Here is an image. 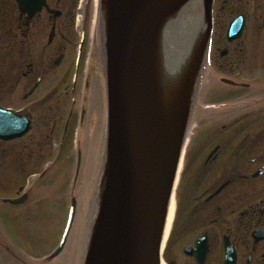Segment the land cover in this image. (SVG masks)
Listing matches in <instances>:
<instances>
[{
	"label": "flooded vegetation",
	"instance_id": "obj_1",
	"mask_svg": "<svg viewBox=\"0 0 264 264\" xmlns=\"http://www.w3.org/2000/svg\"><path fill=\"white\" fill-rule=\"evenodd\" d=\"M78 3L0 0V104L20 103L15 107L31 120L30 132L49 98L59 112L52 116L55 126L77 88L85 49L84 40L78 45L75 41ZM249 9L262 17L264 0H213V67L201 68L203 98L191 103L162 250L164 264H225L226 245L233 249L234 264H264V238L253 236L264 228V187L258 185L264 184V173L252 175L264 165V120L251 110L241 114L220 93L214 100L205 99L213 85L231 89L249 83L238 78L236 70L245 61L246 26L240 38L226 37L229 23L239 14L246 20Z\"/></svg>",
	"mask_w": 264,
	"mask_h": 264
},
{
	"label": "water",
	"instance_id": "obj_2",
	"mask_svg": "<svg viewBox=\"0 0 264 264\" xmlns=\"http://www.w3.org/2000/svg\"><path fill=\"white\" fill-rule=\"evenodd\" d=\"M211 1L203 0L208 25ZM186 0H118L109 17L106 37L108 153L112 177L108 195L100 205L93 238L85 264H158V240L173 168L181 140V123L189 97L170 91L166 138H159L157 123L150 113L143 90L152 85L151 74L158 73L153 54L158 41L157 22ZM113 8V7H112ZM243 20H234L228 30L239 36ZM147 74L144 80L145 56ZM150 81V82H149ZM155 84V83H154ZM187 92V90H185ZM29 120L0 106V139L22 135ZM164 128V127H163ZM165 129V128H164ZM262 167L257 173H263ZM24 196L9 199L18 203ZM75 211L72 199L69 218L60 244L50 255L62 249ZM264 237V229L260 232ZM225 264H234L228 247Z\"/></svg>",
	"mask_w": 264,
	"mask_h": 264
},
{
	"label": "rangeland",
	"instance_id": "obj_3",
	"mask_svg": "<svg viewBox=\"0 0 264 264\" xmlns=\"http://www.w3.org/2000/svg\"><path fill=\"white\" fill-rule=\"evenodd\" d=\"M99 2L84 0L81 6L85 11L87 34L90 35L86 44L87 54L94 45L95 16L101 11ZM258 13L251 9L247 12V24L242 37L246 48L245 61L236 68L240 72L238 78L250 80V90L232 88V95L222 97L232 99L243 96L235 105H245L251 101L244 97L259 98L264 119V54H261L264 50L261 46H264V13L262 17H258ZM77 18L76 29L81 17ZM87 76L92 81L91 85L83 90V85H80L78 96L73 98L74 104L68 107L65 114H60V121L55 126L52 116L59 112L57 106L52 105L53 98H49L47 105L38 110L35 127L29 134L13 141H0V264L84 263V253L97 207L98 182L102 173L100 167L106 145L104 76L102 73H90ZM206 97L208 100L216 99L211 94ZM12 104L20 105L16 102ZM64 106L67 108V102ZM61 125L66 126L62 132ZM260 130L263 133L264 127ZM252 131L257 132V128ZM78 153L81 163L77 180L74 181ZM251 156L248 155V158ZM256 157L260 158L261 155ZM96 176L97 190L92 216L89 218ZM258 185L264 187L263 182H258ZM26 190L29 195L25 202L19 205L3 202L4 198L17 196ZM72 196L77 200L73 225L63 250L50 260L48 255L56 248L62 236Z\"/></svg>",
	"mask_w": 264,
	"mask_h": 264
},
{
	"label": "bare ground",
	"instance_id": "obj_4",
	"mask_svg": "<svg viewBox=\"0 0 264 264\" xmlns=\"http://www.w3.org/2000/svg\"><path fill=\"white\" fill-rule=\"evenodd\" d=\"M103 14L106 20L107 32L110 34V19L111 15L114 14V5L118 0H102ZM113 7V8H112ZM159 25L158 33L161 34L162 44L164 46L165 54H153L155 58L164 57L166 65H163L165 73L154 71L151 74L152 85L146 84L143 93L147 95L146 101H148L153 118L157 123L159 131V138H166V130H168V115H169V99L170 93L168 90L179 91L182 90L181 81L185 74L189 70V65L192 61V57H195L194 45L190 49V41L193 39L190 35V23L188 15L185 11L179 12L174 10L169 14H165L157 22ZM193 48V49H192ZM150 54L145 56V65L147 64V58L149 59ZM148 64L144 68V80L146 81ZM181 80V81H180ZM150 82V81H149ZM155 83V84H154ZM165 129H164V128ZM110 155L107 154V162L103 176L101 178L100 192H99V203L100 205L106 199L109 191L110 184L112 183V177L109 169ZM172 204L169 207V211L166 209L163 215V224L160 230L158 246L159 249L162 247L163 241L167 235L169 222L171 220ZM161 264H164L161 261Z\"/></svg>",
	"mask_w": 264,
	"mask_h": 264
}]
</instances>
